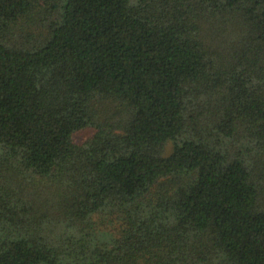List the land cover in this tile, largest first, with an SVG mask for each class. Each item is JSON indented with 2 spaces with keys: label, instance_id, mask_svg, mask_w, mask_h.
<instances>
[{
  "label": "trees",
  "instance_id": "1",
  "mask_svg": "<svg viewBox=\"0 0 264 264\" xmlns=\"http://www.w3.org/2000/svg\"><path fill=\"white\" fill-rule=\"evenodd\" d=\"M0 264H264V0H0Z\"/></svg>",
  "mask_w": 264,
  "mask_h": 264
},
{
  "label": "rangeland",
  "instance_id": "2",
  "mask_svg": "<svg viewBox=\"0 0 264 264\" xmlns=\"http://www.w3.org/2000/svg\"><path fill=\"white\" fill-rule=\"evenodd\" d=\"M90 133H91V129H85V130L75 133V138L78 141H81L85 139Z\"/></svg>",
  "mask_w": 264,
  "mask_h": 264
}]
</instances>
